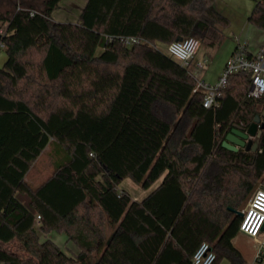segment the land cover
Segmentation results:
<instances>
[{
  "label": "trees",
  "instance_id": "1",
  "mask_svg": "<svg viewBox=\"0 0 264 264\" xmlns=\"http://www.w3.org/2000/svg\"><path fill=\"white\" fill-rule=\"evenodd\" d=\"M215 1L86 0L77 22L52 20L61 0L0 14V264H193L203 241L214 264L246 263L234 238L264 187V130L255 150L223 142L261 117L264 95L247 98L252 77L238 72L204 107L192 66L156 45L193 36L214 47L230 25ZM248 21L264 30V0ZM48 145L61 160L33 186L26 175ZM126 178L162 182L135 201L119 189ZM37 229L66 233L79 252ZM14 239L30 258L4 246Z\"/></svg>",
  "mask_w": 264,
  "mask_h": 264
},
{
  "label": "rangeland",
  "instance_id": "2",
  "mask_svg": "<svg viewBox=\"0 0 264 264\" xmlns=\"http://www.w3.org/2000/svg\"><path fill=\"white\" fill-rule=\"evenodd\" d=\"M257 1L258 0H216L215 1L217 7L216 9L230 20V25L225 28L224 39L219 43H217L215 45L216 47H214L213 49L211 48L208 49L206 45L201 43L200 49L197 52L198 53L197 58H200L204 55L208 57V59L205 60L206 69H204V75H203L206 83H209L210 85H215L218 82L221 64L226 60L227 55L229 56V58L232 55V53H229L232 50L235 41L232 31L240 30L242 24H244L243 26H245L249 22V21H241V20H245V18H248L251 15ZM31 6H33L38 10H43L45 7L44 0H0V14L9 16L18 9L21 8L28 9ZM80 6H81V2L79 0H61L60 4L57 6V8L54 10L52 14V20L53 21H57L59 19L63 20L68 15L74 16L75 11L77 12L76 13L77 15ZM7 24L8 22H3L2 20H0V31H2V33L0 34L4 33ZM244 34L245 31L241 33V39H242L241 41L244 40L243 39L245 37ZM156 45L163 52H166V47L164 44L157 42ZM229 46H231V48ZM35 57L37 58L38 55H36ZM6 59H7L6 50L4 46L1 45L0 66L4 65ZM60 160H61V156L59 152L56 149H54L52 146H50L48 150H45L41 154V156L37 159V161L33 164L31 169L29 170L26 177L28 182H30L33 186H38L41 183H43L53 173L57 163H59ZM253 193L254 191L249 196L243 209L247 206V203L249 202V199ZM234 242L236 246H238L243 251L245 258L249 260L247 264H252V261H254V253L256 249V244L254 240L251 237L240 232L238 237L235 238ZM4 246L18 254L23 255L24 257H29V258L31 257V253L28 252V250H26L22 246L21 242L18 239H14L9 243L4 244ZM252 256L253 259H251Z\"/></svg>",
  "mask_w": 264,
  "mask_h": 264
},
{
  "label": "built area",
  "instance_id": "3",
  "mask_svg": "<svg viewBox=\"0 0 264 264\" xmlns=\"http://www.w3.org/2000/svg\"><path fill=\"white\" fill-rule=\"evenodd\" d=\"M31 13L33 14V12ZM122 40L128 45L143 41L138 36H124ZM200 46V40L193 36L175 40L165 45L166 53L185 67L191 65ZM203 66V63L198 64L199 68ZM238 72L248 73L252 77L246 93L247 98L262 97L264 95V46L255 54L249 55L247 41H238L215 85L198 80V87L204 89L206 93L203 100L204 107L210 108L217 105V97L221 94V89L226 86L228 77ZM242 211L240 231L251 237L256 244L254 264H264V187L260 186L254 191L247 206ZM37 219L40 220L41 215L38 214ZM215 260L216 252L207 241L201 242L192 256L193 264H214Z\"/></svg>",
  "mask_w": 264,
  "mask_h": 264
},
{
  "label": "crops",
  "instance_id": "4",
  "mask_svg": "<svg viewBox=\"0 0 264 264\" xmlns=\"http://www.w3.org/2000/svg\"><path fill=\"white\" fill-rule=\"evenodd\" d=\"M81 2V6H80V9L78 11V14L76 15V11H75V15L72 16V15H68L65 19L63 20H57L59 22H77V20L79 19V16L86 4V0H79ZM215 7H216V3H215ZM217 8V7H216ZM74 11V10H73ZM241 21H248V18H245V20H241ZM242 24V23H241ZM244 24L241 25V29L238 30V31H232L233 33V37L235 39L234 41V46L232 47V50L229 52V53H233L236 45H237V42L238 41H241V33H243V31H245V37L243 38L244 40L247 41V44H248V51L250 54H255L261 47L264 46V30L263 29H260L258 28L257 26H254L253 24H250L249 22L243 26ZM243 27H244V30H243ZM225 30V29H224ZM227 30V29H226ZM204 45H206V47L209 49H213L214 47H211L205 43H203ZM231 48V46H229ZM229 48V49H230ZM198 54V53H197ZM197 54L195 55L192 63H191V66L193 68V71L196 75V78L198 80H202V81H205L204 79V69H206V63H205V60L208 59V57L206 55L200 57V58H197ZM229 58V56L227 55V58L226 60L221 64V67H220V71H219V77L220 75L222 74L223 70H224V66H225V63L227 61V59ZM199 63H203L204 66L202 68H199L198 67V64ZM206 82V81H205ZM264 118V109L262 111V115H261V119ZM51 145H48L44 150H48V148H50ZM42 152V153H43ZM41 153V154H42ZM41 156V155H40ZM39 156V157H40ZM38 157V158H39ZM37 161V160H36ZM28 174V173H27ZM27 177V175H26ZM27 180V178H26ZM28 181V180H27ZM162 182V178L159 179L157 182H155L151 187L149 188H144L142 187L139 183L135 182L134 180H132L131 178H126L122 181V183L119 185V189L121 190H126L128 191V193L130 194L131 198L135 201H142L144 198H146L160 183ZM21 198L23 199V201L25 203H28V198L23 195V194H20ZM38 228V226H37ZM38 230V229H37ZM39 232V230H38ZM40 237L42 240L46 239V238H49L51 239L52 241H54L56 244H58L68 255H74L76 253L79 252V248L77 247V245L72 241V240H69L68 236L66 233H59V232H56V231H52L48 234H44V233H40ZM240 234V233H239ZM238 234V235H239ZM244 234V233H243ZM238 235L236 237H238ZM246 235V234H245ZM248 236V235H247ZM235 237V238H236ZM234 238V240H235ZM235 244V242H234ZM236 246V244H235ZM243 254V251L238 247L236 246ZM244 256V254H243ZM245 258V256H244ZM251 259H253V256L251 257ZM250 259V260H251ZM246 260V263L247 264L249 262V260H247V258H245ZM99 264H105L104 262H101L99 261ZM163 264H174V262H171V260L167 259ZM220 264H230L229 261L227 259H224ZM252 264H254V261H252Z\"/></svg>",
  "mask_w": 264,
  "mask_h": 264
},
{
  "label": "water",
  "instance_id": "5",
  "mask_svg": "<svg viewBox=\"0 0 264 264\" xmlns=\"http://www.w3.org/2000/svg\"><path fill=\"white\" fill-rule=\"evenodd\" d=\"M0 34V40H1ZM264 130V121H262L260 116H256L254 121L245 127L240 123H234L232 128L226 134L223 145L232 150H238L239 148H245L247 150H255L258 146L255 141ZM242 216L243 211H239Z\"/></svg>",
  "mask_w": 264,
  "mask_h": 264
}]
</instances>
